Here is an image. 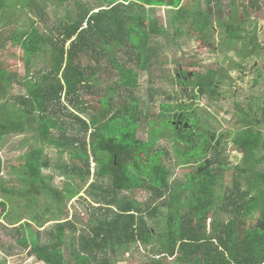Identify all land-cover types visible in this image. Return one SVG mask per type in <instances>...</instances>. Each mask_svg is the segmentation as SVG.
I'll list each match as a JSON object with an SVG mask.
<instances>
[{
    "label": "trees",
    "instance_id": "trees-1",
    "mask_svg": "<svg viewBox=\"0 0 264 264\" xmlns=\"http://www.w3.org/2000/svg\"><path fill=\"white\" fill-rule=\"evenodd\" d=\"M90 1L101 4L98 12L85 6L74 18L51 24L47 13L37 7L39 20L31 21L27 28L20 24L19 13L33 9L35 2L0 0V50L4 48L3 40L11 41L14 48L22 49L26 66L23 77L0 60V136L28 133L36 123L41 141L55 143L62 153H70L75 172L91 177V158L98 166L96 181L90 186L97 191L91 193L95 210L88 223L92 228L83 230L86 235L73 238V261L68 262L65 238L79 229L75 222L66 220L63 200L75 199L80 192L73 186L65 191L52 187L53 178L44 176L51 167L44 149L36 148L25 155L21 160L25 188L4 192L24 199L29 209L25 215L41 229L56 223L47 233V241L42 242L39 235L29 231L32 223L24 222L23 216L13 220L11 225H20L23 230L20 243L29 250L30 257L45 264H119L122 260L118 255L134 244L151 246L155 258L160 260L155 264H164V260L168 264H264V134L248 121V127L233 136L243 158L232 167L222 160L224 135L214 132L208 121L210 114L200 118L192 106L171 96L169 100L176 101L164 105L157 122H149L148 141L137 136L145 110L137 95L138 73L126 67L132 63L137 70L150 71L154 61H161L153 41L165 35L166 29L155 20L153 12L157 7L178 9L182 0ZM213 3L218 16L224 7L232 9L230 24L225 26L220 19L217 22L219 28L226 29L229 40H250L245 38L243 27L250 22L251 11L260 7V0H207L208 6ZM239 9L247 21L237 22L240 16L235 12ZM176 14L172 20L180 26L175 35L188 31L204 41L215 32L213 14L193 13L188 30L183 29L189 23L187 9L181 8ZM12 27V31L3 34ZM248 44L249 48L254 42ZM85 59L88 65L83 64ZM35 60L46 62L51 70L38 68ZM106 63L118 69L121 85L110 88V92L118 90L115 98L101 97L107 100L93 107L98 112L88 121L79 114L86 112L81 99L83 94L92 92L93 87L87 83L103 72ZM33 67L40 82L30 75ZM182 74L186 79L188 73ZM218 75L217 71H210L188 77L196 81L191 100L218 93ZM180 79L183 78L178 76L177 81ZM154 80H150L151 84ZM18 88L21 92L15 94ZM151 98L155 99L154 92ZM65 99L73 107L71 110L63 103ZM244 115L248 119V114ZM262 116L264 120V108ZM52 130L60 133L56 141ZM161 139L174 143L181 165H197L184 181L173 183L174 174L163 162L167 153L157 147ZM3 167L0 155V174ZM228 170L234 174L233 183L218 194ZM106 181L111 185L106 186ZM137 190L148 194L145 202L122 195ZM42 196H48L51 203L39 205ZM180 199H184L182 206L187 212L177 220L168 212L171 204ZM2 207L5 212L6 204ZM253 211L259 213L254 224L249 223ZM163 239L165 244L154 248V243L161 244ZM170 258L178 262L169 263Z\"/></svg>",
    "mask_w": 264,
    "mask_h": 264
},
{
    "label": "rangeland",
    "instance_id": "rangeland-1",
    "mask_svg": "<svg viewBox=\"0 0 264 264\" xmlns=\"http://www.w3.org/2000/svg\"><path fill=\"white\" fill-rule=\"evenodd\" d=\"M33 2H35V7H31L35 8L34 10L28 8L23 13H19L21 17L20 24L26 25L27 28H29L31 21L39 20L36 15L37 7H40L47 13V20L51 24L55 21H67L70 17L74 18L80 12L79 9L85 6L91 10H95V13L100 10L99 7L101 6V4L90 0H66L65 3L60 0H33ZM181 4V7L178 9L157 7L153 12L155 20H157L159 25L165 26L166 29L165 35L157 36V41H153V46L158 50L161 61H154V66L150 71L137 70L132 63L128 64V61L126 62L128 64L127 69H135L138 73L136 80V86L138 87L137 95L141 98L143 103L142 108L145 110L143 122H140L138 128V139L145 142L148 141L150 138L149 130L151 129L149 122L154 120L157 122L158 115L161 113L164 105L168 102L174 103L176 101L169 100L170 97L173 96L175 99L177 96L180 102H185L193 107L195 115L197 114L200 117L210 114L208 121L212 124L214 132L218 136L224 135V140L221 143V149L224 153L222 160L227 161L232 167L237 166L241 163L243 154L233 142V136L245 130L248 121L253 124L255 130H259L264 134V120L262 116L264 108V0H260L259 8H254L251 11L252 18L243 27L245 38H250V40L244 42L229 40L230 37L227 35L226 29L219 28V24L217 23L219 19L225 26L230 24L232 15H234L230 7H224L222 13L218 16L216 15V3L208 6L207 0H182ZM181 8L187 9L189 16V23L183 26L184 30L192 27V14L202 11L203 13L208 12L215 16L213 25L215 32L207 36L204 41L199 40L188 31H184L181 35H175L178 30L177 27L180 25L174 24L172 16L177 15L176 12ZM235 13L241 17L238 18L237 22H240V19L247 21L244 20L245 17L241 16L242 9L237 10ZM12 29L14 28L6 29L3 34H8ZM249 41L254 42V45L249 47L250 50L248 48V45H250L248 44ZM1 44H4V48L0 50V60L3 61L9 70L13 72L17 71L20 76L24 77L26 66L24 64L22 49L14 48L12 42L9 40H3ZM226 46H228V49ZM35 62L38 68L44 67L49 71L51 70L46 62L40 60H35ZM83 64L88 65V60L85 59ZM31 69L30 75L34 77V80L38 79L40 82V75L39 73L37 74L36 67ZM102 71L87 83L93 89L92 92L83 94V98L81 99V105L86 112L79 113L75 110L88 121L98 112L93 107L97 103L103 104L107 100L101 97L110 96L115 98L118 90L114 89L113 92H110V88H120L121 85L119 71L112 64L106 63ZM210 71H217L219 73L217 81L218 93L213 96L207 95L200 99L191 100L196 81L188 77L196 73L206 75ZM153 72L154 76H152ZM183 72L188 73L186 79H184ZM178 76H181L183 79L177 81ZM152 78L155 79L153 84L150 81ZM20 92L21 90L18 88L15 94H19ZM152 92H154L155 99H150ZM63 103L66 104V108L69 106V110L73 108L66 99L63 100ZM69 110L63 109L64 113H68ZM245 113L248 114V119H246ZM192 114L193 111H191ZM51 135L54 141L61 137L60 133L56 130H52ZM157 147L159 150L167 153V156L163 158V162L174 174V184L184 181L187 173L196 170L197 165L186 166L179 163L180 160L175 155L174 143L172 141L161 139ZM36 148L44 149L46 156L51 162V167L44 171V176L53 178L52 187L58 191H65L68 186H73L80 192L75 199L67 197L63 200L66 220L75 222L79 229L75 235L73 233L66 235L64 248L68 262L73 261L71 253L73 238L75 239V237H79L82 234L86 235L83 233V230L85 228H92L88 222L93 218L92 210H95V204L93 205L94 199L91 193L97 191L90 187L96 181L94 173L98 166L95 161L91 158V177L86 178L81 173L75 172V162L71 159L70 153H62L61 148L56 146L55 143L50 142L49 144L46 141H41L38 124L36 123L28 133L0 136V155L4 164L3 172L0 174V264H45L38 261L34 256L30 257L29 250L20 243L23 237V230L19 229L20 225L12 226L11 224L15 223L13 220L18 221L23 216L24 222L32 223L29 231L39 235L42 238V242H45L48 239L47 233L53 230L56 222H51L41 229L40 225L32 222L27 217V213V216L25 215V212L29 210L25 200H19L14 195L4 192L5 189L14 192L25 188V177L22 172L23 164L21 160ZM74 148L76 149V147ZM233 178L234 174L232 171L228 170L225 172L224 180L218 186V194L224 192L225 188L233 183ZM110 185L111 182L106 181V186ZM95 186H97V182ZM122 195L135 199L138 202H145L149 197L144 190L123 192ZM183 200L180 199L174 202L169 208L168 214L175 215L177 220L187 212L184 211L185 207L182 206ZM3 203L6 204L5 212L2 207ZM49 203H51V199L48 196L39 198V205L44 207ZM44 210L42 209L41 211L43 212ZM258 217V211H253L249 223L254 224ZM63 221L65 220L63 219ZM208 225L210 228L211 220H209ZM164 244L165 239L161 241V244L156 241L154 248L159 249ZM152 249L151 246L142 244L131 245L126 252L118 255L120 260H122L119 264H155L160 260L155 258L151 251ZM169 261L172 263L178 262L176 258H170L168 259ZM163 263L168 264L166 260Z\"/></svg>",
    "mask_w": 264,
    "mask_h": 264
}]
</instances>
